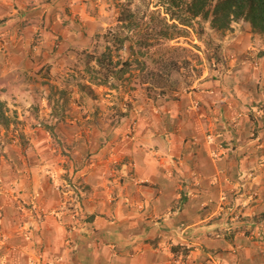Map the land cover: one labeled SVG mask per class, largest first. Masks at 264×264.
Wrapping results in <instances>:
<instances>
[{
  "label": "crops",
  "instance_id": "obj_1",
  "mask_svg": "<svg viewBox=\"0 0 264 264\" xmlns=\"http://www.w3.org/2000/svg\"><path fill=\"white\" fill-rule=\"evenodd\" d=\"M56 1L0 0V32L14 33L18 64L29 67L38 56L35 23L50 18ZM254 37L221 73L145 107L131 138L115 128L99 137L102 148L75 174L88 191L83 216L47 217L35 227L28 212L2 204L0 192V237L8 238L0 249L12 263L43 247L49 261L62 255L60 264H264V43ZM28 176L16 183L25 197L35 179ZM48 180L38 201L63 208L65 197ZM176 246L188 254H175Z\"/></svg>",
  "mask_w": 264,
  "mask_h": 264
},
{
  "label": "rangeland",
  "instance_id": "obj_2",
  "mask_svg": "<svg viewBox=\"0 0 264 264\" xmlns=\"http://www.w3.org/2000/svg\"><path fill=\"white\" fill-rule=\"evenodd\" d=\"M157 2H54L50 18L35 23L39 28L32 37L31 50L38 56L29 67L18 64L19 60L15 59L14 33L6 37L0 32V100L5 101L8 114L15 119L8 129L0 125V192L5 193L2 204H13L18 212H28L31 219H36L35 227L47 217L61 220L67 214L74 217L85 214L80 207L88 191L85 182L80 183L81 178L79 181L75 174L88 168L93 155L102 148L99 137L116 129L120 139L131 138L145 107L159 104L157 99L180 98L203 76L227 69L231 54L235 59L237 53L242 58L246 37L252 38L248 46L256 43V34L264 43V35L254 33L247 22H238V26L235 22L225 31H214L207 23L204 39L210 36L222 45L227 64L216 62L212 58L213 50L193 30H186L169 42L160 40L161 44L153 37L147 38L156 45L146 48L142 54L137 41L160 29L163 9ZM126 9L134 13L138 29L127 31L118 21ZM24 23L23 27L28 26ZM110 33L130 36L121 53L124 59L132 61V69L119 79L109 75L108 84L97 85L91 82L92 77L106 78L107 71L100 68L96 57L105 50L106 35ZM40 45H45V52L40 50ZM236 47L237 53L234 52ZM170 61L177 64L170 67ZM47 126L53 128V132ZM61 168L64 169L62 174L59 173ZM28 174L35 179L32 183L31 178L28 179L32 186L24 189V194L28 193L25 197L16 183L26 180ZM48 177L53 179L54 191L60 193L62 199L65 197L63 208L48 209L38 201V189ZM72 229L68 231L70 234ZM7 239L0 237V245H7ZM28 239L33 242L30 236ZM8 249L14 250L13 247ZM43 251L42 247L37 256L23 253L26 258L21 264L26 260L27 264H60L65 259L59 255L50 262ZM10 254L0 249V264H13L14 257Z\"/></svg>",
  "mask_w": 264,
  "mask_h": 264
},
{
  "label": "trees",
  "instance_id": "obj_3",
  "mask_svg": "<svg viewBox=\"0 0 264 264\" xmlns=\"http://www.w3.org/2000/svg\"><path fill=\"white\" fill-rule=\"evenodd\" d=\"M157 6L161 7L163 15H161L160 29L157 33H150L137 41L138 51L145 53L146 48L161 44V41L169 42L177 37L182 36V32L193 30L197 33L208 47L213 50L212 58L218 63L226 64V56L222 45L217 43L214 38L208 37L206 24L209 23L214 31H225L232 28L235 22H247L250 24L254 33L264 35V0H157ZM135 16L131 9H126L119 16L118 21L121 26L127 31H133L139 28V25L134 21ZM112 34V36H111ZM108 36V44L105 50L96 57V61L100 68L106 70V78L92 77V81L97 85L108 84V77L113 76L117 79L122 78L125 74L131 71L132 61L124 59L121 52L124 51L130 36L121 33H110ZM153 37L154 43H151L147 38ZM161 37V39H160ZM161 40V41H160ZM133 49L132 46L129 47ZM93 58V57H91ZM115 58L116 61H115ZM211 58V56H210ZM172 62V61H170ZM176 62L169 64L176 65ZM92 73L91 70H89ZM15 123L7 112L5 101L0 100V125L8 129L11 124ZM52 130L50 126H47ZM173 252L183 253L184 257L189 250L185 247H173Z\"/></svg>",
  "mask_w": 264,
  "mask_h": 264
},
{
  "label": "built area",
  "instance_id": "obj_4",
  "mask_svg": "<svg viewBox=\"0 0 264 264\" xmlns=\"http://www.w3.org/2000/svg\"><path fill=\"white\" fill-rule=\"evenodd\" d=\"M208 138L211 140L212 139V136H209Z\"/></svg>",
  "mask_w": 264,
  "mask_h": 264
}]
</instances>
